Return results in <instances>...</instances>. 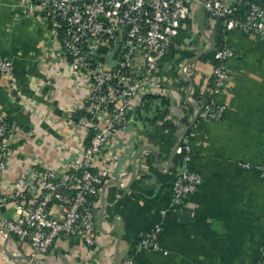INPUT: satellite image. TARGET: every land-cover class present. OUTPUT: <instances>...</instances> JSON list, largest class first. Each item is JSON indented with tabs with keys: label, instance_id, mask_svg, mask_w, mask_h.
Returning <instances> with one entry per match:
<instances>
[{
	"label": "crops",
	"instance_id": "crops-1",
	"mask_svg": "<svg viewBox=\"0 0 264 264\" xmlns=\"http://www.w3.org/2000/svg\"><path fill=\"white\" fill-rule=\"evenodd\" d=\"M203 1L190 6L160 66V90L145 96L143 107L129 116V128L117 132L98 162L110 180L95 200L94 246L60 237L46 255L31 259L25 241L1 231V221L15 212L0 204V264H120L160 221V252L142 251L136 264H264V179L254 167L264 161V39L225 31L200 10ZM257 1L264 9V0ZM19 4L0 0V59L14 63L12 79L0 78V115L13 129L0 198L19 177L29 179L45 167L62 169L80 141L68 108L82 90L60 63L48 31L20 14ZM210 41L234 53L226 62L227 80L214 96L226 111L219 121L196 120L190 127L194 107L209 96L214 50L198 56ZM187 127L191 167L201 185L162 219L180 166L173 151Z\"/></svg>",
	"mask_w": 264,
	"mask_h": 264
},
{
	"label": "built area",
	"instance_id": "built-area-1",
	"mask_svg": "<svg viewBox=\"0 0 264 264\" xmlns=\"http://www.w3.org/2000/svg\"><path fill=\"white\" fill-rule=\"evenodd\" d=\"M192 4L199 0H20V14L33 17L48 31L60 63L82 90L68 108L70 124L80 136L71 162L62 169L45 167L29 179L19 177L1 194L0 204L15 212L14 218L1 221V231L25 241L31 259L46 255L60 237L94 246L95 200L110 180V172L98 162L117 132L129 128V116L142 107L145 96L160 90V66ZM203 11L225 31L264 39V9L252 0H206ZM233 56L225 44L214 49L212 85L207 102L194 110L196 120L219 121L224 116L226 109L214 96L227 80L226 62ZM181 70L188 74L187 66ZM13 71L12 59H0L1 79H12ZM12 131L7 117L0 115V183L7 173ZM173 154L180 166L171 182V200L160 211L162 219L167 210H179L201 185L191 167L186 132L179 135ZM254 167L264 179V161ZM162 228L160 221L142 235L120 264H136L142 251L160 252Z\"/></svg>",
	"mask_w": 264,
	"mask_h": 264
},
{
	"label": "water",
	"instance_id": "water-1",
	"mask_svg": "<svg viewBox=\"0 0 264 264\" xmlns=\"http://www.w3.org/2000/svg\"><path fill=\"white\" fill-rule=\"evenodd\" d=\"M204 2L205 1H203L202 3H201V6H200V10L201 11H203V4H204ZM215 49V43L213 42V41H210V48L209 49H207L206 51H204V53L203 54H201V55H199L198 56V58H200L202 55H204V54H206V53H208V52H211V51H213ZM195 108V110H197V106H195L194 107ZM196 115H194V118L192 119V121H191V123H190V127L194 124V122L196 121ZM190 127H187V129L184 131V132H186L187 130H189L190 129ZM182 134V133H181Z\"/></svg>",
	"mask_w": 264,
	"mask_h": 264
},
{
	"label": "trees",
	"instance_id": "trees-1",
	"mask_svg": "<svg viewBox=\"0 0 264 264\" xmlns=\"http://www.w3.org/2000/svg\"><path fill=\"white\" fill-rule=\"evenodd\" d=\"M252 1H254L255 3H257V4L259 5V2H260V1H259V2H258L257 0H252ZM211 85H212V83H211V81H210V86H211ZM142 107H143V106H142ZM142 107H141V108H142ZM141 108H140V109H141ZM74 119H77V117H74ZM7 121H8L9 124H10V119L7 118ZM197 121H198V122H201V121H199V119H197ZM10 125H11V124H10ZM188 133H189V131H187L186 134H188Z\"/></svg>",
	"mask_w": 264,
	"mask_h": 264
}]
</instances>
